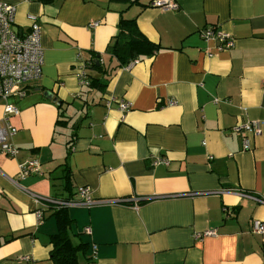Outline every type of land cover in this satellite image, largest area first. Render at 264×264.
Masks as SVG:
<instances>
[{
    "label": "crops",
    "instance_id": "crops-1",
    "mask_svg": "<svg viewBox=\"0 0 264 264\" xmlns=\"http://www.w3.org/2000/svg\"><path fill=\"white\" fill-rule=\"evenodd\" d=\"M0 1L16 6L21 32L38 16L44 49L28 93L0 100V120L7 103L20 109L9 116L19 152H0V264H56L55 208L39 220L24 188L80 199L82 186L96 203L67 207L72 242L87 245L79 264H264V234L252 231L264 203L241 194L264 199V0H176L178 10L151 0ZM122 16L160 48L113 70L102 91L82 86L81 64L99 55L117 65L107 48ZM207 26L233 46L218 51L202 36ZM120 100L132 107L121 111ZM250 120L261 132L245 150L232 128ZM157 157L170 163L155 165ZM30 158L42 173L15 184Z\"/></svg>",
    "mask_w": 264,
    "mask_h": 264
},
{
    "label": "built area",
    "instance_id": "built-area-1",
    "mask_svg": "<svg viewBox=\"0 0 264 264\" xmlns=\"http://www.w3.org/2000/svg\"><path fill=\"white\" fill-rule=\"evenodd\" d=\"M151 4L162 10L179 9V4L176 0H153ZM16 12L17 8L14 4L0 1V100H7L12 96H25L28 93L29 84L42 76L44 49L41 42L42 30L38 21V16L29 14L28 18L31 24L26 32H21L16 26ZM97 25V21L91 23L92 27ZM202 36L207 41H216L218 43L216 46L218 51L229 49L234 44V40L230 34L214 26H207L204 28L202 30ZM87 71L86 63L79 66L78 76L82 86H87L89 84ZM110 103L111 101H108V105H110ZM173 103L174 101H171V104ZM118 104L121 111H127L132 107V104L126 100H120ZM4 112V118L0 120V152L7 153L10 156H16L19 150L10 142V139L17 133V128L9 121V116L19 114L20 109L13 103H7ZM261 124L260 120H250L238 123L232 128L235 133L243 136L245 150H250L252 148L251 137L261 132ZM169 163V159L164 157H157L154 160L155 165H168ZM41 173L42 168L39 159L30 158L20 164V170L12 181L19 185L20 179H24L32 174ZM24 190L38 205L36 213L39 220L44 218V210L50 205H56L57 207H90L96 203V200L92 196L91 189L86 186L79 188V194H81L80 199L66 200L51 198L26 190L25 188ZM241 194L264 203L263 198L257 197L252 193L243 191ZM85 230L90 232L91 227L87 226ZM252 231L254 233L264 234V221L253 219ZM215 232L214 229H209L196 232L194 236L197 239H203L208 235L215 234Z\"/></svg>",
    "mask_w": 264,
    "mask_h": 264
},
{
    "label": "trees",
    "instance_id": "trees-1",
    "mask_svg": "<svg viewBox=\"0 0 264 264\" xmlns=\"http://www.w3.org/2000/svg\"><path fill=\"white\" fill-rule=\"evenodd\" d=\"M129 1L131 4L139 2L138 0ZM152 1L153 0H151V3ZM159 48L160 45L158 43L149 39L141 31L136 18L129 19L122 16L118 25V33L107 48L110 59L112 60L115 58L118 61L117 65L115 68L113 67L112 69H109L101 61L97 64L96 59L86 61L89 84L85 87L97 88L101 91L104 90L111 79L113 70L118 67L126 66L141 56L154 55ZM90 69L96 70L99 75L93 74ZM64 117L65 115L61 112L60 118L58 119L59 124L66 125L67 120ZM64 180V188L71 189L70 177L68 174L64 176ZM58 199L66 200L71 198ZM50 206L55 208L54 213L57 217L58 225L57 232L51 237L53 243V249L51 251L52 258L56 264H79L78 254L79 252L85 253L87 245L85 243L76 245L72 242L68 231L71 224V218L67 212V207H57L56 205Z\"/></svg>",
    "mask_w": 264,
    "mask_h": 264
},
{
    "label": "water",
    "instance_id": "water-1",
    "mask_svg": "<svg viewBox=\"0 0 264 264\" xmlns=\"http://www.w3.org/2000/svg\"><path fill=\"white\" fill-rule=\"evenodd\" d=\"M100 63V56L98 55L97 56V64H99ZM54 98V101H57V99L55 98V97H53ZM58 104H61V101H58Z\"/></svg>",
    "mask_w": 264,
    "mask_h": 264
}]
</instances>
